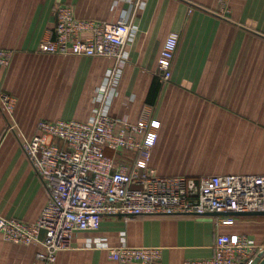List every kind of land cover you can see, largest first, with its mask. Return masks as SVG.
Wrapping results in <instances>:
<instances>
[{
	"label": "crops",
	"instance_id": "crops-1",
	"mask_svg": "<svg viewBox=\"0 0 264 264\" xmlns=\"http://www.w3.org/2000/svg\"><path fill=\"white\" fill-rule=\"evenodd\" d=\"M61 4L79 18L132 19L134 36L110 112L136 121L147 107L160 122L149 162L156 173H264V0H229L225 17L219 0H0V48L14 52L9 65H0V88L17 98L13 118L0 106V216L39 218L49 190L23 140L38 133L42 119L89 120L97 89L116 63L38 51L44 38L56 36ZM171 32L179 41L171 79L164 82L158 62ZM107 151L118 162L136 157ZM217 216L106 215L98 230L78 232L73 248L59 251L53 262L38 258L43 245L10 242L0 233V264H122L106 248L84 247L91 237L111 246H161L157 264L211 257L220 233L264 244V215L236 216L234 224H218Z\"/></svg>",
	"mask_w": 264,
	"mask_h": 264
},
{
	"label": "built area",
	"instance_id": "built-area-1",
	"mask_svg": "<svg viewBox=\"0 0 264 264\" xmlns=\"http://www.w3.org/2000/svg\"><path fill=\"white\" fill-rule=\"evenodd\" d=\"M219 2L225 17L231 10L229 0ZM134 30L132 19L125 14L116 21L79 18L72 6L61 4L57 8L56 36L44 38L39 44V52L116 60L106 82L97 89L89 120L42 119L38 133L23 140L31 164L48 186L49 199L36 221L0 216V233L10 242L43 245L46 251L37 253L42 260L55 261L59 251L73 248L78 232L98 230L106 215L217 212L218 224H234L235 215H221L264 211V173L205 174L199 178L158 174L149 162L160 122L151 116L150 109L144 108L136 121L116 118L110 112ZM178 41L179 34L171 32L162 48L158 75L164 82L171 79ZM13 53L0 48V65H9ZM16 105L17 98L0 88V106L9 118H13ZM50 138L60 139L66 146ZM108 149L133 151L136 157L131 162H118ZM84 247L106 248L110 258L122 264H157L163 254L161 246H111L103 238L92 237ZM263 247L246 235L220 233L213 256L185 264H251Z\"/></svg>",
	"mask_w": 264,
	"mask_h": 264
},
{
	"label": "water",
	"instance_id": "water-1",
	"mask_svg": "<svg viewBox=\"0 0 264 264\" xmlns=\"http://www.w3.org/2000/svg\"><path fill=\"white\" fill-rule=\"evenodd\" d=\"M210 214L219 215L220 213L212 212ZM227 215H235V216H242V215H264V211H232L228 213H224ZM251 264H264V247L259 251L258 255L254 258Z\"/></svg>",
	"mask_w": 264,
	"mask_h": 264
},
{
	"label": "trees",
	"instance_id": "trees-1",
	"mask_svg": "<svg viewBox=\"0 0 264 264\" xmlns=\"http://www.w3.org/2000/svg\"><path fill=\"white\" fill-rule=\"evenodd\" d=\"M179 215H193V214H179Z\"/></svg>",
	"mask_w": 264,
	"mask_h": 264
}]
</instances>
